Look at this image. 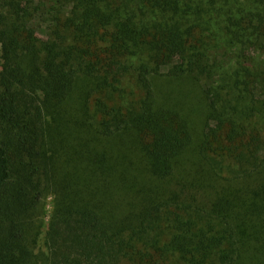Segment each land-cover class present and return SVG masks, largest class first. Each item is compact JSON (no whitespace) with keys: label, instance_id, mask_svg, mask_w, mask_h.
Masks as SVG:
<instances>
[{"label":"trees","instance_id":"trees-1","mask_svg":"<svg viewBox=\"0 0 264 264\" xmlns=\"http://www.w3.org/2000/svg\"><path fill=\"white\" fill-rule=\"evenodd\" d=\"M0 264H264V0H0Z\"/></svg>","mask_w":264,"mask_h":264},{"label":"rangeland","instance_id":"rangeland-1","mask_svg":"<svg viewBox=\"0 0 264 264\" xmlns=\"http://www.w3.org/2000/svg\"><path fill=\"white\" fill-rule=\"evenodd\" d=\"M177 88H172V89H169V90H166L164 93L161 94L160 96V99L163 100V99H167L170 101V98L174 92H176ZM175 95V94H174ZM164 102V101H163ZM189 105H192V104H189ZM186 106L187 105H182L183 107V112L184 110L186 109ZM198 122H199V117L197 115H195ZM197 122V123H198ZM195 123V124H197ZM53 204H54V197L52 194H48L43 200H42V203L38 209V212H39V217L41 218L42 221L44 222H48L49 218H50V215L52 213V210H53ZM45 231V228L43 229V232ZM42 237V236H41ZM42 244H43V241H42Z\"/></svg>","mask_w":264,"mask_h":264}]
</instances>
